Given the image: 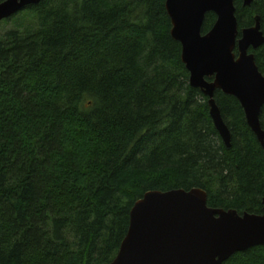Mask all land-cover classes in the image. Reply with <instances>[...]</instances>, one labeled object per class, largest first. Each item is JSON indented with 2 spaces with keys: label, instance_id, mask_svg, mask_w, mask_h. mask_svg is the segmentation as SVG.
Segmentation results:
<instances>
[{
  "label": "trees",
  "instance_id": "trees-1",
  "mask_svg": "<svg viewBox=\"0 0 264 264\" xmlns=\"http://www.w3.org/2000/svg\"><path fill=\"white\" fill-rule=\"evenodd\" d=\"M235 6L238 39L256 17L264 32V0ZM23 11L38 29L0 42V264H110L148 192L201 189L210 208L264 215V150L239 101L218 91L231 148L222 141L166 0ZM250 53L264 75V46ZM260 119L264 130V108ZM225 264H264V246Z\"/></svg>",
  "mask_w": 264,
  "mask_h": 264
},
{
  "label": "water",
  "instance_id": "water-1",
  "mask_svg": "<svg viewBox=\"0 0 264 264\" xmlns=\"http://www.w3.org/2000/svg\"><path fill=\"white\" fill-rule=\"evenodd\" d=\"M42 1L7 0L0 4V22ZM255 1L243 0V5L250 7ZM166 10L171 35L182 46L190 85L208 97L210 117L224 144L231 148L232 134L215 100L218 91L239 101L264 150L260 119L264 75L250 53L264 46L260 17L238 39L235 0H166ZM211 13L216 23L203 34ZM260 246H264V215L210 208L208 194L201 189L148 192L132 209L127 236L110 264H225Z\"/></svg>",
  "mask_w": 264,
  "mask_h": 264
},
{
  "label": "rangeland",
  "instance_id": "rangeland-1",
  "mask_svg": "<svg viewBox=\"0 0 264 264\" xmlns=\"http://www.w3.org/2000/svg\"><path fill=\"white\" fill-rule=\"evenodd\" d=\"M36 15L33 12L27 13V11H20L11 19L0 22V42L10 32L26 31L32 29L36 31L38 29V22Z\"/></svg>",
  "mask_w": 264,
  "mask_h": 264
}]
</instances>
